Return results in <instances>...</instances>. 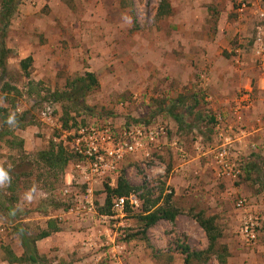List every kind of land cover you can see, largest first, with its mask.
<instances>
[{
  "label": "rangeland",
  "instance_id": "obj_1",
  "mask_svg": "<svg viewBox=\"0 0 264 264\" xmlns=\"http://www.w3.org/2000/svg\"><path fill=\"white\" fill-rule=\"evenodd\" d=\"M251 1H22L6 35L12 53L5 81L16 91L1 92L6 83L0 84V106L28 121L8 125L11 134L0 142V169L11 171L13 179L10 190L6 180L0 183V264H11V253L23 258L22 235L37 237L51 230L50 222L60 231L37 241V264H186L193 253L202 255L190 264H222L221 258L226 264H264V147L246 154L251 172L236 180L219 178L205 153L214 142L210 116L247 128L233 109L248 91L257 115L264 109V73L252 51L256 41L264 43V18ZM3 29L0 24L1 36ZM28 58L26 75L21 62ZM86 73L95 74L100 87L87 93L82 105L52 101L53 93L68 91L69 82ZM49 104L58 108L62 129L42 122L41 111ZM225 109L234 121L221 114ZM66 112L73 118L68 125ZM74 121L166 130L151 158L138 156L123 168L141 201L119 220L125 228L100 218L107 183L93 184L90 195L73 180L74 158L63 175L38 178L41 169L47 171L36 164L38 153L52 144L66 147L63 130H72ZM174 140L179 149L169 145ZM66 189L70 193L64 196ZM168 196L178 216L159 221L144 235L138 215L156 199L158 207H167ZM241 197L262 225L254 245L241 238L248 214L236 207ZM10 203L15 215L7 210ZM200 213L214 219L221 236L208 254L203 253L208 236L196 221Z\"/></svg>",
  "mask_w": 264,
  "mask_h": 264
},
{
  "label": "built area",
  "instance_id": "obj_2",
  "mask_svg": "<svg viewBox=\"0 0 264 264\" xmlns=\"http://www.w3.org/2000/svg\"><path fill=\"white\" fill-rule=\"evenodd\" d=\"M248 4L251 5L254 12L264 18V0H254ZM252 51L255 63L264 73V43H261L260 40L256 41ZM253 102V93L248 91L235 104L236 107L233 110L240 122L242 118H239L238 115L249 109ZM57 112L58 108L54 104L46 105L41 111L42 122L47 126L62 129ZM220 117L217 118V125L214 128L213 145L208 147L209 150L205 153L215 165V172L219 178L236 180L243 175L245 169V155L237 147V144L241 139L249 136L250 131L244 125L236 126L223 122ZM119 129L109 123L80 125L70 131L63 130L65 146L75 159L73 180L76 184L87 186V192L90 195L93 192L92 185L95 183L101 185L107 183L110 187H117L127 162L138 156L145 159L151 158L154 151L160 148L161 140L166 136L165 128L159 126L131 124ZM200 145L197 144V150H201ZM258 149L257 147L256 150ZM69 193L70 190L66 189L64 196ZM140 206L141 201L135 194L116 198L113 202V214L103 215L100 218L103 221L114 222L115 228L118 226L125 228V223L119 220L126 217L129 208L135 210ZM236 207L238 210L248 213L243 217L241 238L247 245H254L258 240V232L262 226L260 218L249 213L248 200L244 197L237 199Z\"/></svg>",
  "mask_w": 264,
  "mask_h": 264
},
{
  "label": "trees",
  "instance_id": "obj_3",
  "mask_svg": "<svg viewBox=\"0 0 264 264\" xmlns=\"http://www.w3.org/2000/svg\"><path fill=\"white\" fill-rule=\"evenodd\" d=\"M23 0H2L1 7H0V24L2 28L4 27L3 35H0V84L6 83L5 79L9 77L10 71L8 67V61L9 57L12 53V51L7 47V33L8 29L11 25L12 19L15 17V15L18 13L20 9V5L22 4ZM164 8V7H163ZM164 9L165 11L167 10ZM170 10V9H168ZM161 12V16H165L166 12ZM32 65V58L25 59L21 62V67L23 71L27 74H29L28 70ZM2 85H0L1 87ZM100 87V82L98 81L97 77L93 73H86L84 77H80L77 79L72 80L68 84L69 90L67 91H56L53 93L50 97L52 101L54 100L56 103H64V102H70L73 105H82L83 101L85 100V96L89 92L96 91ZM7 90H15V87H11L8 83L3 84L1 88V92H7ZM19 94V91H17ZM7 98V97H5ZM16 101H13V108L16 109ZM67 117H65L64 122L66 125H68L69 120H73V118H70V113L66 112ZM176 121L182 124V119L179 115H174ZM17 121L19 123H26L28 121L26 115H23L19 118H13L12 115L9 113V110L5 107L0 106V142L3 141L4 137L6 135H10V131L8 129V125L15 124ZM210 124L217 125V118L210 116ZM23 123V124H24ZM32 124V123H31ZM149 124V122H148ZM89 125V124H88ZM25 126V125H24ZM30 126V125H26ZM80 125L77 124L75 121L73 123V128H77ZM82 126H87V124H82ZM71 128V129H73ZM215 126L213 127V129ZM73 155L70 153V151L64 147L63 145H50V147L46 150L40 151L37 155L36 164L42 165L47 170L46 173H42V169L39 175V180L41 179H47L51 176L57 177V175H63L66 171V168L68 165H70ZM33 164V163H31ZM245 172H251L250 164H245L244 166ZM7 173V179L6 182H11L13 179L11 178V171L5 170ZM28 174H25V176ZM16 180L19 178L17 175ZM14 183V182H13ZM17 185V183H16ZM106 199H105V205L99 209L100 215H112L113 211V202L116 198H122V197H129L132 194L137 193L139 188L133 187L130 185V183L126 180L124 175H121L117 187H110L108 184L106 185ZM11 187L8 188L10 190ZM15 190V189H12ZM5 198V197H4ZM8 201H10L9 198H7ZM171 197L168 196L166 203L167 207H158V204L160 202V199H156L154 201H149L147 203V207H145L143 211V215H138V219L141 223L144 224V231L143 234H146V231L153 226H155L159 221L166 220V221H174L176 217L178 216L179 212L170 209V201ZM17 202V200L13 199L11 197V202ZM0 203H3L0 201ZM10 203V206L7 207L8 212L11 215H15L14 210L12 209V206ZM156 208V209H155ZM154 209V210H153ZM196 221L199 223L200 227L205 231L206 235L208 236L210 246L209 249L206 252H203L204 254H208L210 251H213V249L217 246L218 239L221 237L220 234L216 235V228L214 225V219L212 218H206L203 213H200L196 217ZM21 226V225H20ZM51 227V230L43 231L39 236L37 237H30L27 234L22 235V246L24 248V255L23 258H18L13 253H11V258L9 257V263L11 264H20V263H32L37 264V248L36 243L39 240H43L46 238H49L52 236V234L57 233L60 231L58 227H55L53 222L49 223V228ZM189 250V248H187ZM202 253H193L191 255H188L186 259V264H190V262L193 260L192 257L198 256V258H201ZM222 264H226L225 259H220Z\"/></svg>",
  "mask_w": 264,
  "mask_h": 264
},
{
  "label": "crops",
  "instance_id": "obj_4",
  "mask_svg": "<svg viewBox=\"0 0 264 264\" xmlns=\"http://www.w3.org/2000/svg\"><path fill=\"white\" fill-rule=\"evenodd\" d=\"M231 101L232 100H229L228 103L231 102ZM229 108L232 109V105H230ZM231 109H230L229 113L226 110L227 112L225 111V113H221V114L224 115V116H228L229 117V121H234V119H233L234 118V114L231 112ZM222 111H223V109H222ZM258 112L259 113L257 115L256 108L252 104V106L245 111L244 116L242 115L243 114L242 113V114H240V117H239V118H244L245 119L244 124L247 125V128L250 131L249 136H247L246 138L241 139L239 144H237V147L239 149H241L243 151V154L245 155V164H246V161L248 160V159H246L247 156H248L246 154L251 153V152L255 153L257 147L258 148L259 147L260 148L264 147V145H262V144H264V109L261 110V108H260ZM165 137L163 139H166ZM178 142L179 141H177V140L175 141L174 140L169 145H171V147L174 149V147L178 146ZM177 149H179V148L177 147ZM183 151L185 152L184 148H183Z\"/></svg>",
  "mask_w": 264,
  "mask_h": 264
},
{
  "label": "clouds",
  "instance_id": "obj_5",
  "mask_svg": "<svg viewBox=\"0 0 264 264\" xmlns=\"http://www.w3.org/2000/svg\"><path fill=\"white\" fill-rule=\"evenodd\" d=\"M7 178V173L3 169H0V183H2Z\"/></svg>",
  "mask_w": 264,
  "mask_h": 264
}]
</instances>
